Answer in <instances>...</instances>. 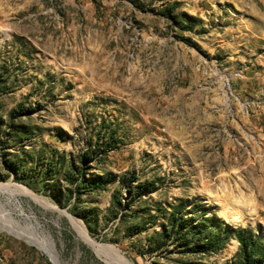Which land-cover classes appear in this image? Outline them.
<instances>
[{
    "label": "rangeland",
    "instance_id": "obj_1",
    "mask_svg": "<svg viewBox=\"0 0 264 264\" xmlns=\"http://www.w3.org/2000/svg\"><path fill=\"white\" fill-rule=\"evenodd\" d=\"M0 184L59 264H121L75 226L129 264L264 249V0H0ZM2 226L0 264H55Z\"/></svg>",
    "mask_w": 264,
    "mask_h": 264
},
{
    "label": "bare ground",
    "instance_id": "obj_2",
    "mask_svg": "<svg viewBox=\"0 0 264 264\" xmlns=\"http://www.w3.org/2000/svg\"><path fill=\"white\" fill-rule=\"evenodd\" d=\"M8 189H9L8 185L0 184V192L6 193V191H8ZM9 193H10V191H9ZM17 193H18V191H17ZM48 206L49 205H47V207ZM0 214L3 216V218L0 220L1 224L4 225L1 227L2 229L10 232L11 234H13L19 238H22V239L30 242L31 244L38 246L40 249H42L44 252H46L51 257V259L53 260V262L55 264H59L58 258L56 256L53 248L49 244L45 243L44 241H42L41 239L36 237L30 229L24 228L21 225H19L8 214V212L4 209V207L1 205V203H0ZM75 227L77 228V230L79 231L81 236L84 238V240L94 248V250L96 251L97 254L100 255V257L103 254L111 255V256H113V254H114L116 256V261H118L121 264H129L128 261H126V259H124L123 256L120 255V253L117 251L116 248L106 247L102 244H99L98 242H96L95 240L90 238L86 233L81 231L80 227H77V226H75Z\"/></svg>",
    "mask_w": 264,
    "mask_h": 264
},
{
    "label": "trees",
    "instance_id": "obj_3",
    "mask_svg": "<svg viewBox=\"0 0 264 264\" xmlns=\"http://www.w3.org/2000/svg\"><path fill=\"white\" fill-rule=\"evenodd\" d=\"M231 236L239 243V259L233 264H264V249L257 247L255 244V238L252 234L244 231L242 228H230ZM201 244H195L193 249H199V251H213L223 247L225 243L224 238L219 237V232L207 234L202 239Z\"/></svg>",
    "mask_w": 264,
    "mask_h": 264
}]
</instances>
